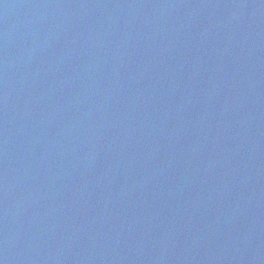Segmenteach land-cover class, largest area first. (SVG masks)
I'll list each match as a JSON object with an SVG mask.
<instances>
[{
  "label": "water",
  "instance_id": "95a60500",
  "mask_svg": "<svg viewBox=\"0 0 264 264\" xmlns=\"http://www.w3.org/2000/svg\"><path fill=\"white\" fill-rule=\"evenodd\" d=\"M250 0H0V264H168Z\"/></svg>",
  "mask_w": 264,
  "mask_h": 264
}]
</instances>
